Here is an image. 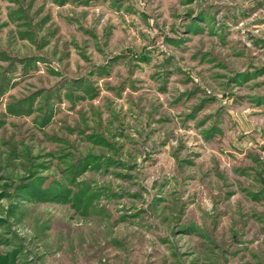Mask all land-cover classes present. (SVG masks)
<instances>
[{"label": "rangeland", "instance_id": "obj_1", "mask_svg": "<svg viewBox=\"0 0 264 264\" xmlns=\"http://www.w3.org/2000/svg\"><path fill=\"white\" fill-rule=\"evenodd\" d=\"M0 264H264V0H0Z\"/></svg>", "mask_w": 264, "mask_h": 264}]
</instances>
